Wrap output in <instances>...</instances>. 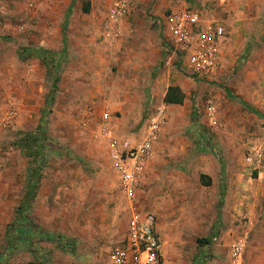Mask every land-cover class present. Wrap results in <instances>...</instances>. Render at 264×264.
I'll use <instances>...</instances> for the list:
<instances>
[{"label":"rangeland","instance_id":"rangeland-1","mask_svg":"<svg viewBox=\"0 0 264 264\" xmlns=\"http://www.w3.org/2000/svg\"><path fill=\"white\" fill-rule=\"evenodd\" d=\"M118 1L0 0V264H109L107 250L123 239L129 210L101 114L108 112L116 136H135L169 85L184 97L165 102L136 193L137 208L156 216L160 264H230V245L242 234L241 264H264V0H243L230 16L227 0L217 9L226 33L211 79L192 78L169 56L157 13L183 0H125L129 10L112 37L107 15ZM34 47L53 52L57 66L27 51ZM208 99L216 129L207 122ZM111 101L136 108L124 113ZM41 124L44 163L34 175L22 144ZM250 147L261 149L260 167L245 161ZM32 177L26 243L8 251Z\"/></svg>","mask_w":264,"mask_h":264},{"label":"built area","instance_id":"built-area-1","mask_svg":"<svg viewBox=\"0 0 264 264\" xmlns=\"http://www.w3.org/2000/svg\"><path fill=\"white\" fill-rule=\"evenodd\" d=\"M223 2L225 0H183L160 19L168 49L172 50L169 56H177L194 79H211L220 64L226 31L222 23L208 18L207 12ZM128 10L125 0L116 2L109 9L106 24L112 37L119 35L117 24ZM166 114L165 102L154 105L135 136H115L108 124V112L101 114L100 133L106 140L110 167L117 177L119 191L128 201L129 210L123 239L107 250L109 264H160L162 239L156 227V216L152 211L137 208L136 193L153 158ZM206 114L209 127L218 128L219 116L209 99ZM11 117V113L7 114L4 121L10 122ZM262 159V151L256 147H250L245 156V161L255 167L261 166ZM244 245V234L236 236L229 248L230 264H241Z\"/></svg>","mask_w":264,"mask_h":264},{"label":"trees","instance_id":"trees-1","mask_svg":"<svg viewBox=\"0 0 264 264\" xmlns=\"http://www.w3.org/2000/svg\"><path fill=\"white\" fill-rule=\"evenodd\" d=\"M85 10V8H84ZM27 51L29 52H34L36 54H38L39 56H41V61L45 62V65L47 66V64L49 63V60L55 62V56L53 52H49L46 49L42 48V47H34V48H28ZM51 61V62H52ZM52 62V63H53ZM55 66H57L56 62H55ZM57 80L58 77L57 75L55 76L54 80L51 83L52 86V91H55L57 88ZM226 94L233 98L234 96L230 94L228 89H225ZM183 92L180 90V88L178 86H173V85H169L167 87L165 96H164V101L167 103H181L183 100ZM243 105L250 110L251 112H253L254 114H259V112L255 111L252 107H250V105H248L245 102H242ZM44 124V122H43ZM43 125H39L36 129V131L30 132L28 134L24 135V140L25 142H23L22 146H23V150L24 153L30 157V161L32 163V168L30 171L34 173V175L37 173V171H39V169H41V165H43L44 163V159L42 157V149L44 147L43 145V130H42ZM34 166V167H33ZM200 178H206L204 180V184L208 185L210 183V178L207 176L205 177V175H200ZM36 181L34 180V178L32 177L29 181L28 184V189L26 190V196L27 199L25 198L24 201L20 202L18 204V206L16 207L17 213H19V218L17 219L19 224L18 226H15V228L13 229L17 232L16 237L12 236L10 237L8 244L9 246L8 251L12 250V248L14 247L13 244L14 242H20V243H26L25 239H26V234L27 231L24 230V224L23 223H28L29 218L27 216V208L29 206V201L31 200L32 196L34 195V191L36 188ZM29 224V223H28ZM24 225V226H23ZM10 227L6 228V233H8ZM9 234V233H8ZM199 241L204 242V243H209L210 238H201ZM25 264H40L38 261H34V262H27Z\"/></svg>","mask_w":264,"mask_h":264},{"label":"crops","instance_id":"crops-1","mask_svg":"<svg viewBox=\"0 0 264 264\" xmlns=\"http://www.w3.org/2000/svg\"><path fill=\"white\" fill-rule=\"evenodd\" d=\"M239 2H243V0H227V2L225 3V6H223L222 7V9L224 10V11H226L227 12V14H228V16H230V14H231V9L233 8V6H235V4H237V3H239ZM222 5H224V2L221 4V5H218L215 9H209L208 11L209 12H207V14H208V18H212V19H214V20H217L218 22H220L221 23V21H220V13H218V12H216L217 11V9L218 8H220V6H222ZM178 6V5H177ZM174 7H176V6H174ZM173 8V7H172ZM221 8H220V10H222ZM162 15V16H161ZM163 13L162 14H159V13H157V16H159V18L161 19L162 17H163ZM228 18V17H227ZM225 27V26H224ZM116 29H120V23L119 24H117V27H116ZM120 31V30H119ZM161 32H162V27H161ZM224 42V41H223ZM221 58H222V54H221V52H220V60H221ZM111 106L113 107V108H115V109H118V110H123V112L124 113H126L127 111L126 110H128V111H131V110H134L135 108H136V106H134V105H132V103L128 106V107H125V105L124 104H120L119 102H112L111 101ZM133 106V107H132ZM138 107L140 108V106L138 105ZM115 135V134H114ZM116 136V135H115ZM107 157H108V154H107Z\"/></svg>","mask_w":264,"mask_h":264}]
</instances>
